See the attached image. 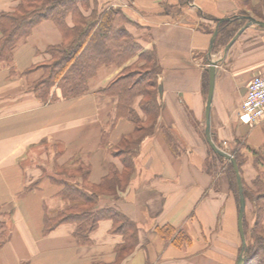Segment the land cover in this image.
<instances>
[{
	"label": "crops",
	"instance_id": "0c3cea01",
	"mask_svg": "<svg viewBox=\"0 0 264 264\" xmlns=\"http://www.w3.org/2000/svg\"><path fill=\"white\" fill-rule=\"evenodd\" d=\"M243 1L88 0L81 9L85 18L92 11L120 9L132 22L125 28L141 52H154L160 69L159 112L148 134L118 118V99L101 93L124 68L137 62L141 52L121 66H101L88 81L86 93L53 102L40 101L31 88L43 71L26 73L50 59L49 48L65 42L51 20L35 25L16 43L9 63L0 60V233L4 232L0 264L114 262L122 237L112 232L110 220L98 223L86 246L78 245L71 223L47 234L43 227L46 214L65 207L58 196L62 188L53 180H61L58 168L79 164L88 172L87 183L97 187L110 167L122 173L123 164L114 153L122 140H140L128 184L99 194L97 204V209L118 210L137 227L138 245L121 264L234 263L235 207L225 179L216 185L206 169L208 150L215 153L205 137L203 80L209 63L215 62L209 127L213 144L223 150L224 142L228 147L237 137L251 147L264 146V119L244 124L239 116L249 84L264 74V28L244 27L245 19L226 51L224 47L209 53L208 24L213 21L204 16L222 19L242 9L249 12ZM17 5L18 0H0V14ZM249 17L264 22V11L260 19ZM66 23L73 26L70 16ZM139 102L140 98L133 109L145 128L147 118ZM248 170V176L254 174L251 166ZM76 181L82 183L80 178ZM165 225L186 230L192 246L175 248L161 239L156 228Z\"/></svg>",
	"mask_w": 264,
	"mask_h": 264
},
{
	"label": "trees",
	"instance_id": "16d2710c",
	"mask_svg": "<svg viewBox=\"0 0 264 264\" xmlns=\"http://www.w3.org/2000/svg\"><path fill=\"white\" fill-rule=\"evenodd\" d=\"M180 1L185 4L190 0ZM87 2L88 0H18V5L10 13L0 14L1 61L9 63L16 43L27 37L32 28L44 20H51L64 38L65 42L62 46L48 49L50 59L47 62L26 72L43 71L41 78L31 87L42 102H53L86 93L88 81L95 76L101 66H121L142 51L141 46L125 28L132 22L120 9L109 8L99 13L92 11L90 17L85 18L81 9L85 8ZM243 3V7L247 5L249 13L244 9L240 10L238 14L220 23L217 36L213 41L212 52L228 45L245 24L244 16L252 14L258 19L262 17L264 0H254V2L244 0ZM69 16L72 27L66 23ZM204 17L215 24L214 28L208 30V33L213 35L220 19L211 16ZM159 73L160 69L154 52H141L136 63L124 68L101 91L102 94L112 95L118 99L117 117L131 123L136 132L143 129L148 134L154 128L159 112L157 99ZM203 85L207 91V72L204 74ZM53 89L57 93L55 91L52 93ZM139 98V108L147 118L145 128L144 123L133 109L134 103ZM164 135L168 143H171L169 134L164 133ZM139 141L122 140L120 142L114 153L121 159L124 168L122 173L119 174L113 167H110V173L97 187L87 183L88 172L79 164L75 167L58 168L57 172L61 180H53L62 188L58 196L65 202V207L53 215H45L43 234H47L60 224L71 223L75 226L74 237L78 245L86 246L90 244V234L96 230L98 223L102 220H110L112 232L122 237V243L114 251L115 260L110 264H121L138 245L137 227L118 210L112 207L97 209V204L99 194H111L116 188L122 190L126 187L133 170L134 148ZM249 151L252 155V167L255 174L250 180L249 187L253 191V196L245 188L244 182L242 186L245 201L249 200L254 207V224L250 231V240L248 238L249 242H246L243 264H264V146L249 149ZM214 157L222 159L216 154ZM233 158L236 160L240 173L241 162L237 157L233 156ZM230 167L231 173H229L233 175L231 185L238 205V187L235 173L231 165ZM78 178L82 180V183L76 181ZM2 227L3 223H0V230ZM246 228L244 215L245 235ZM1 234L4 235V232ZM156 234L161 239L170 241L175 248H180L184 244L186 246L192 244L189 236L182 230H176L169 225L156 228Z\"/></svg>",
	"mask_w": 264,
	"mask_h": 264
},
{
	"label": "rangeland",
	"instance_id": "374dc122",
	"mask_svg": "<svg viewBox=\"0 0 264 264\" xmlns=\"http://www.w3.org/2000/svg\"><path fill=\"white\" fill-rule=\"evenodd\" d=\"M243 1V0H242ZM243 10V9H242ZM249 13V12H248ZM215 27V24L212 22L208 24V30H211L212 28ZM218 50V49H217ZM241 120V119H240ZM241 123V122H240ZM242 124V123H241ZM231 144L227 147L226 142L225 145H223L224 148H222L226 153L230 154L232 157L235 156L239 159V162H241L240 166V176L242 182L245 183V188L250 192V194L253 196V191L250 189V180L251 176L255 174H251V176H248V168L251 166L252 167V155L249 149H257L254 147H251L248 145L246 142L243 141L242 138H237L234 137L233 139L230 140ZM249 148V149H248ZM261 148V147H259ZM206 169L209 174H212L214 176V183L217 185V182L220 178H224L226 183H227V188H228V194L231 199V203L235 207V212L233 215V224H234V231L232 232L233 236L236 238V249H235V260L233 264H236L238 257L241 252V239L238 233V226H236L235 222L237 223V216H238V209H239V202L237 205V200L235 197V191H233L232 188V177L231 176V167L230 163L226 159H218L214 157L210 150H208V157L206 158ZM248 166V167H247ZM230 172V173H229ZM254 172L253 167L252 171L250 173ZM247 177V178H246ZM243 183V185H244ZM249 188V189H248ZM239 200V197H238ZM254 207L250 203V201H245V220H246V235H245V241L248 243L250 240V231L253 227L254 224V214H253ZM183 233H185L187 236H189L190 240L192 241V237L186 230H183ZM228 235V234H227ZM185 237V236H184ZM183 237V238H184ZM249 238V240H248ZM184 244V243H183ZM184 247H187L185 244L183 245ZM192 246V244L190 245Z\"/></svg>",
	"mask_w": 264,
	"mask_h": 264
},
{
	"label": "water",
	"instance_id": "95a60500",
	"mask_svg": "<svg viewBox=\"0 0 264 264\" xmlns=\"http://www.w3.org/2000/svg\"><path fill=\"white\" fill-rule=\"evenodd\" d=\"M244 19L247 20V23L245 24L244 27H248L250 25H255L261 28H264V22L256 20L252 17L249 16H244ZM228 20V18H222L218 21V24L216 26V29L212 35L211 38V43H210V49L209 53L211 52L212 46H213V41L215 37L217 36V28L220 25V23ZM242 29L237 32V34L233 37V39L228 43V45L225 48V51L232 45V43L236 40L238 35L241 33ZM215 62H210L209 63V68H208V90H207V99H206V106H205V121H206V127H205V137L208 145L210 146L211 150L218 156L222 157L223 159H226L232 166L233 171L235 173V178H236V183L238 187V197H239V209H238V216H237V226H238V233L241 239V252L238 257V260L236 264H243V254L245 251L246 247V241H245V235H244V230H243V218L245 214V198L243 195V186H242V181H241V176L239 173V168L236 163V160L228 153L225 151L219 149L216 147L213 142L210 139V132H209V127H210V107H211V101H212V95H213V89H214V79H215Z\"/></svg>",
	"mask_w": 264,
	"mask_h": 264
},
{
	"label": "built area",
	"instance_id": "2783aa9c",
	"mask_svg": "<svg viewBox=\"0 0 264 264\" xmlns=\"http://www.w3.org/2000/svg\"><path fill=\"white\" fill-rule=\"evenodd\" d=\"M239 116L244 124L264 119V74L255 77L249 84L247 96L239 109Z\"/></svg>",
	"mask_w": 264,
	"mask_h": 264
}]
</instances>
